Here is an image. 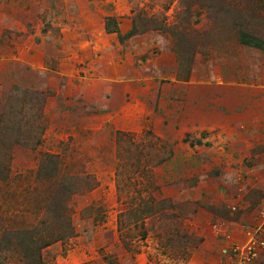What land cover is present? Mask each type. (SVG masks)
Listing matches in <instances>:
<instances>
[{"label": "rangeland", "instance_id": "obj_1", "mask_svg": "<svg viewBox=\"0 0 264 264\" xmlns=\"http://www.w3.org/2000/svg\"><path fill=\"white\" fill-rule=\"evenodd\" d=\"M240 32L264 0H0V264H264V116L223 111L264 114Z\"/></svg>", "mask_w": 264, "mask_h": 264}, {"label": "crops", "instance_id": "obj_2", "mask_svg": "<svg viewBox=\"0 0 264 264\" xmlns=\"http://www.w3.org/2000/svg\"><path fill=\"white\" fill-rule=\"evenodd\" d=\"M125 27H127V30H125V33H123V28H122L121 24L117 20H115L114 18L108 20L107 23H105V30L109 34H114V35L120 36V34L123 33V34H121L122 37L120 36L121 38H124L125 36L130 37L132 35V33L134 32L132 30L131 24H129V25L125 24ZM239 38L241 40V43H243L248 48L264 51V38L258 37L256 35H252V34H249V33H244V32L243 33L240 32ZM215 76H222V77L217 78L218 83H215V85L217 84V86H219L218 87L220 89V90L218 89L219 93L215 91L216 94H214L213 96L215 98H222L221 97L222 92L225 91L226 89L228 90L230 88V86L231 87L235 86V85H231V84H232V82L233 83H236V82L235 81H230L231 82L230 85H229L230 82H228L225 85L226 89H224L222 87V84H224L223 82H225V80H227L225 78L227 76H225L224 74L215 75ZM203 81H206V79H203ZM210 90H212V88H210ZM241 105H242V103L239 104V106H241ZM223 106L225 107V110H223V111H225L229 115H232L234 117H238L241 120L240 124H246V125H244L245 129H239V130H236V131H244V130H248V129H256L255 124H254L255 120H257V119H259V118L264 116V114L261 112V109H260V113H258L256 111H253V112L251 111L249 114L246 113V115H243V114L239 115L233 109H231L228 105L225 104ZM245 106H246V104H245ZM245 106H244V109H243L244 111H245ZM230 140L233 141L232 139H230Z\"/></svg>", "mask_w": 264, "mask_h": 264}]
</instances>
